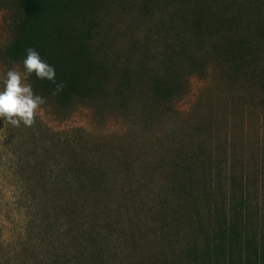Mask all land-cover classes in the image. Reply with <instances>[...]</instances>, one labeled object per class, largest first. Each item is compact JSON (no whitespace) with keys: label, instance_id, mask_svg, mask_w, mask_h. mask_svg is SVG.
I'll use <instances>...</instances> for the list:
<instances>
[{"label":"rangeland","instance_id":"374dc122","mask_svg":"<svg viewBox=\"0 0 264 264\" xmlns=\"http://www.w3.org/2000/svg\"><path fill=\"white\" fill-rule=\"evenodd\" d=\"M59 1L82 6L67 26L89 28L84 53L106 84L46 98L31 127L0 119V264H264V0ZM20 2L0 0V81L23 71L7 55ZM197 6L185 51L202 67L174 59L164 77L171 30ZM238 36L229 63L220 52ZM156 74L176 79L164 98Z\"/></svg>","mask_w":264,"mask_h":264},{"label":"trees","instance_id":"16d2710c","mask_svg":"<svg viewBox=\"0 0 264 264\" xmlns=\"http://www.w3.org/2000/svg\"><path fill=\"white\" fill-rule=\"evenodd\" d=\"M20 4L25 20L18 28V36L7 50V55L13 59L26 57V49L34 48L42 60L54 66L56 83L63 82L66 85L59 95L53 96L52 92L56 85L46 79H38L33 73L31 77L34 80V89L38 93L37 95L45 99L51 98L57 105L62 106L71 103V101L90 97L89 94L92 92L104 89L107 73L105 64L102 61L89 60L90 58L88 59L84 53V39L87 38L89 28L85 29L82 34L78 32L79 34L76 36L73 27L67 26L68 23L80 19L79 13L82 6L73 1L59 0H21ZM201 8V6H197L194 11L191 10L188 17L183 16L179 19L182 20L180 26L172 28L173 40L166 47L170 52V57L167 62L161 64L164 77H166L168 65L174 59H193L196 61L193 64L196 69L198 66L202 67L201 58L198 57L200 55L189 54L185 51L187 34L196 35V32L202 28L201 21L204 11ZM188 29L189 31H186ZM211 29L214 27L211 26ZM238 35L240 36V34ZM239 36L229 38L228 47L225 46L223 52H220V57H224L229 63L236 64V61L240 59L238 57L242 54L239 46L247 42L246 37ZM232 44H235V47ZM112 69L115 71L114 65H112ZM118 77L117 86L112 90V94L107 96L114 103L116 101L120 103L123 91L130 80V74L124 70ZM162 77L156 74L148 81L150 90L156 98H164L171 93V90H175L176 79L172 83L166 81V78L161 79ZM231 232L234 233L232 227ZM192 264L198 263L194 261Z\"/></svg>","mask_w":264,"mask_h":264},{"label":"clouds","instance_id":"9594fccd","mask_svg":"<svg viewBox=\"0 0 264 264\" xmlns=\"http://www.w3.org/2000/svg\"><path fill=\"white\" fill-rule=\"evenodd\" d=\"M26 57L22 61L23 71L17 67L7 70L3 75L0 88V119L14 127L34 125L38 109L45 103V98L34 93L32 85L27 82L34 73L40 80H48L55 84L53 96L59 95L66 85L56 83L54 66L42 60L37 50L26 49Z\"/></svg>","mask_w":264,"mask_h":264}]
</instances>
